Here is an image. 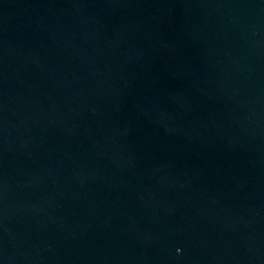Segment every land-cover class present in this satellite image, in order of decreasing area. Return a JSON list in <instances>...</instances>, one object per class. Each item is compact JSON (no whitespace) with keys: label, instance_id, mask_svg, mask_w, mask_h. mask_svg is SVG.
<instances>
[{"label":"water","instance_id":"95a60500","mask_svg":"<svg viewBox=\"0 0 264 264\" xmlns=\"http://www.w3.org/2000/svg\"><path fill=\"white\" fill-rule=\"evenodd\" d=\"M0 264H264V0H0Z\"/></svg>","mask_w":264,"mask_h":264}]
</instances>
